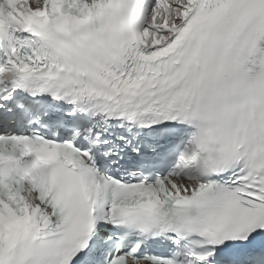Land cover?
Segmentation results:
<instances>
[{
    "label": "bare ground",
    "instance_id": "1",
    "mask_svg": "<svg viewBox=\"0 0 264 264\" xmlns=\"http://www.w3.org/2000/svg\"><path fill=\"white\" fill-rule=\"evenodd\" d=\"M184 0H176L177 3H182ZM176 7V6H175ZM174 11L178 14V15H181L184 10L183 9H180V8H176L174 9Z\"/></svg>",
    "mask_w": 264,
    "mask_h": 264
}]
</instances>
